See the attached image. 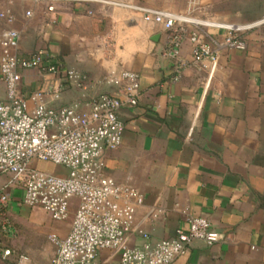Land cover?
I'll return each mask as SVG.
<instances>
[{"label":"crops","instance_id":"crops-1","mask_svg":"<svg viewBox=\"0 0 264 264\" xmlns=\"http://www.w3.org/2000/svg\"><path fill=\"white\" fill-rule=\"evenodd\" d=\"M53 5L49 11L47 2L0 0V11L10 7L15 14L19 56L41 51L61 70H23V92L42 91L49 107L60 109L111 92L113 87L101 81L113 73L137 72L139 103L120 111L122 143L104 157L106 174L145 197L137 208V227L159 241L174 238L190 217L203 216L222 240L212 245L195 241L172 264H264V25L244 32L245 50H232L224 44V30L188 24L190 31L203 34L218 60L215 67L209 60L204 67L197 64L194 45L186 38L180 50L186 66L174 81L170 32L133 8L247 25L264 16V0H200L193 12L188 0H67ZM69 69L86 77L87 90L69 83ZM0 96L6 97L1 77ZM41 166L67 173L52 164ZM6 179L0 177V188ZM11 194L20 200L21 191ZM69 227H58L57 235L64 237ZM143 242L138 232L129 235L132 246Z\"/></svg>","mask_w":264,"mask_h":264},{"label":"built area","instance_id":"built-area-1","mask_svg":"<svg viewBox=\"0 0 264 264\" xmlns=\"http://www.w3.org/2000/svg\"><path fill=\"white\" fill-rule=\"evenodd\" d=\"M53 3L67 0H37ZM200 0H188L193 12ZM147 22L162 25L170 32L168 54L175 60L174 81H179L186 66L180 57L186 38L194 45L197 64L206 60L217 64V54L210 43L188 24L214 26L224 30L226 47L245 50L244 32L264 25V16L247 25L197 21L189 15L150 7L133 6ZM32 17V10L26 11ZM16 18L8 7L0 11V77L6 97L0 96V177H6L0 188V214L11 200L12 192L21 191L20 201L26 206L43 209L54 221H68V233L52 234L56 247L52 264H172L185 256L195 241L209 245L222 240L210 219L198 216L188 219L187 227H179L171 239L151 241L137 227V208L145 197L135 187L122 185L105 172V153L120 147L125 124L120 111L138 105L141 97V77L124 69L105 77L101 82L113 87L90 100L54 109L49 107L45 93L26 95L22 88V71L44 68L57 73L60 67L48 63L39 51L30 57L18 54L20 33L12 25ZM71 85L87 90L86 77L74 69L66 71ZM61 87L55 89L58 97ZM48 163L67 173H54L38 165ZM138 232L144 242L132 246L129 235ZM28 257L13 258L10 249H0V264H28Z\"/></svg>","mask_w":264,"mask_h":264},{"label":"rangeland","instance_id":"rangeland-1","mask_svg":"<svg viewBox=\"0 0 264 264\" xmlns=\"http://www.w3.org/2000/svg\"><path fill=\"white\" fill-rule=\"evenodd\" d=\"M41 164L38 166L47 170ZM11 199L0 214V249H10L14 259L25 255L28 264H52L56 247L50 236L58 234V227L70 223L72 217L56 222L43 209Z\"/></svg>","mask_w":264,"mask_h":264}]
</instances>
